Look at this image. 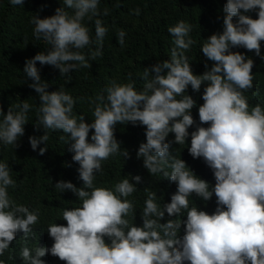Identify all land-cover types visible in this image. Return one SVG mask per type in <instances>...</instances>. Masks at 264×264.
Instances as JSON below:
<instances>
[{
    "label": "clouds",
    "instance_id": "obj_1",
    "mask_svg": "<svg viewBox=\"0 0 264 264\" xmlns=\"http://www.w3.org/2000/svg\"><path fill=\"white\" fill-rule=\"evenodd\" d=\"M10 2L23 5L24 0ZM63 4L66 8H57L54 15H35L30 21L35 38L43 39L50 47L25 62L24 73L34 81L29 87L39 94L36 127L45 130L39 138L29 137V142L36 150L41 142L48 141L47 130L69 134V150L80 166L83 187L61 180L55 188L72 191L82 204L62 211L67 226H48L47 232L54 240L50 248L21 249L24 264H44L41 257L48 253L66 264H264V107H250L244 95L253 88L254 61L230 51L243 47L264 60V0H227L223 32L212 34L201 46L204 56L214 62L202 75L192 72L185 54L196 43L190 35L192 25L180 21L170 26L168 32L175 38L170 60L144 69L140 91L134 82L113 81L106 89V97H90L88 103L93 106L94 116L91 124L85 122V117L77 120L72 114L76 100L82 98L74 99L63 90L46 91L48 83L41 80L36 67L37 62L51 65L61 75H67L77 67L90 68L89 58L95 60L103 54L108 29L96 18L93 41L83 23L85 18L91 21L100 16L99 0H63ZM257 8L258 19L241 13ZM139 11L136 9L135 13L138 15ZM103 14L108 15L107 8ZM233 17L238 18L236 22ZM125 35L123 30L118 32L121 46ZM94 42L98 47L86 58L81 50ZM204 82L209 83L204 88V103L198 114L200 124L210 126H198L191 133L188 151L194 159L202 157L213 171L216 182L211 188L184 160L169 155L170 144L166 142L169 133H174L175 143L185 144L188 129L195 123L191 109L196 103L185 92L189 85L198 92ZM15 107L19 110L9 107L7 114L0 109V142L18 148L31 106L24 101ZM129 122L146 126V143H141L137 152V157L143 158V166L151 175L162 173L177 184L171 202L163 208L156 203V192L144 189L147 199L142 227L125 218L135 211L127 197L137 188L129 179L116 183L115 191L94 185L95 174L102 172V161L114 155L129 157L126 149L121 151L114 134L117 123ZM91 129L94 134L89 142ZM46 150L40 148V154ZM167 168H171L170 173ZM10 172L8 164L0 162V256L10 248L18 230L25 233L26 239L39 219L37 212L9 197L8 188L16 187ZM132 179L141 181L140 176ZM193 193L204 201L211 200L214 193L215 211L209 214L197 207L190 208L189 197ZM165 211L170 217L186 211V220L161 223ZM182 224L185 234L180 238ZM0 264L5 262L0 260Z\"/></svg>",
    "mask_w": 264,
    "mask_h": 264
},
{
    "label": "trees",
    "instance_id": "obj_2",
    "mask_svg": "<svg viewBox=\"0 0 264 264\" xmlns=\"http://www.w3.org/2000/svg\"><path fill=\"white\" fill-rule=\"evenodd\" d=\"M226 3L227 0H99L100 16L94 17L91 21L85 18L83 23L89 28L93 41L96 18L101 19L103 26L108 29L103 40L102 56L95 60L89 58L90 68L77 67L70 70L67 75H61L59 69L51 65H41L37 62L36 67L40 70L41 80L48 83L46 91L63 90L74 99L82 98L76 100L72 114L77 120L81 116L85 117V122L91 124L94 116L93 106L88 103L89 98L98 94L106 97V89L113 81L122 84L134 82L136 89L142 90L144 69L151 68L158 62L170 60L175 38L168 32V28L180 21L192 25L190 35L196 41L185 53L192 72L202 75L209 70L214 62L204 56L201 46L212 34L223 32V19L226 15L223 9ZM61 7L66 8L63 0H24L23 5H13L10 0H0V109L7 114L9 107L13 111H18L15 106L24 101L31 106L27 113L28 123L24 126L25 134L17 141L19 147L0 142V162L8 164L11 169L10 175L16 182V187L8 188L9 197L16 204L25 205L37 212L39 217L38 223L32 226V232L26 239L23 231H17L16 239L10 248L0 256V260L5 264H24L20 257L23 247L31 250L38 246L50 248L54 240L47 232L48 226L53 223L67 226L62 211L80 207L82 204L72 191L61 192L55 188V184L61 180L71 182L77 188L83 187L78 172L80 166L72 159L74 153L69 150L71 144L68 140L69 134L63 133L62 130H47L48 141L41 142L36 150L32 149L29 142V137L39 138L45 134V130L42 126L39 129L36 127L39 94L29 87L34 81L24 73L25 62L40 52H46L50 47L43 39L35 38L34 25L30 21L35 15L40 18L52 16L56 9ZM106 8L108 15L103 14ZM136 9L140 10L138 15L135 13ZM66 10L70 13L73 11ZM258 11L257 8L246 13L241 10V13L258 19ZM237 19L233 17L234 22ZM120 30L126 33L123 46L118 42ZM97 47L94 42L81 51L88 58L91 51ZM230 51L240 52L254 61L253 88L245 91L244 95L250 107L256 104L264 107V60L254 51H248L243 47L231 48ZM261 56H264V41H261ZM205 64L208 65L207 69ZM208 83H202L198 92L193 91L189 85L185 92L196 102L191 109L195 123L188 129L189 136L185 144L175 143L174 133H169L166 142L170 144L169 155L184 160L187 167L197 177L207 181L211 188L216 182L213 171L202 157L194 159L188 151L191 146V133L198 126H210L200 124L198 114L199 106L204 103L202 96ZM253 92L256 93L255 96ZM93 134L94 129H91L89 142H92ZM114 134L116 140L120 142L121 151L126 149L129 157L114 155L102 161V172L95 174L94 185L115 191L116 183L124 178L129 179L137 188L136 192L127 197L133 202L135 211L125 218L130 224L142 227V213L147 199L144 189L155 191L156 203L163 208V205L171 202V196L177 191V184L165 178L162 173L151 175L143 166V158L137 157L140 144L146 143V126L138 123L133 125L130 122L117 123ZM61 136H64V139H61ZM40 148L47 149L43 155L40 154ZM166 170L171 172V168ZM135 176L141 177L139 183L132 179ZM189 207H197L198 210L212 214L217 207L215 194L213 193L211 200L204 201L193 193L189 197ZM169 219L186 220V211L177 217H170L165 211V216L160 222L166 223ZM184 234L182 224L178 236L182 238ZM105 240L110 243L107 237ZM41 259L44 264H66L50 253Z\"/></svg>",
    "mask_w": 264,
    "mask_h": 264
}]
</instances>
